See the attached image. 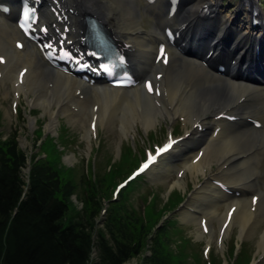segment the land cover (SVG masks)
I'll list each match as a JSON object with an SVG mask.
<instances>
[{"label":"bare ground","instance_id":"6f19581e","mask_svg":"<svg viewBox=\"0 0 264 264\" xmlns=\"http://www.w3.org/2000/svg\"><path fill=\"white\" fill-rule=\"evenodd\" d=\"M241 1L230 16L222 13L218 0H41L34 36L52 49L82 48L83 17L100 20L137 81L133 88L120 89L101 78L82 81L50 67L16 29L19 0H0L9 9L6 15L0 12L3 98L19 102L23 97L31 110L41 111L46 133L55 130L61 115L80 120L87 126V140L93 127L117 124L120 137H126L137 123L147 130L159 120L180 121L182 136L148 171L153 177L175 174L173 187L178 188L187 175L203 178L194 185L182 218L204 219L209 239L216 224L221 240L236 229L239 240L251 241L264 223V24L248 11L253 0ZM142 14L154 20L149 28L142 26ZM167 30L174 33L173 44ZM147 81L151 92L145 89ZM33 125L29 119L27 127ZM195 149L199 152L193 155ZM185 198L186 193L173 191L169 202ZM218 202L224 203L221 216ZM252 248L253 263L264 260V232L256 235Z\"/></svg>","mask_w":264,"mask_h":264},{"label":"rangeland","instance_id":"374dc122","mask_svg":"<svg viewBox=\"0 0 264 264\" xmlns=\"http://www.w3.org/2000/svg\"><path fill=\"white\" fill-rule=\"evenodd\" d=\"M136 1L141 4V0ZM218 2L222 13L232 16L242 1L218 0ZM252 7L256 8L264 24V0H253ZM142 17V26L149 28L148 22L151 24L154 20L148 14L146 16L142 14ZM244 18L245 14H241V20ZM0 90V141L5 142L15 138L20 150L29 158L33 156L42 160L45 158L44 154L47 155L51 151L47 149L44 152L43 144L48 143V140L51 141L57 150L54 157L58 158L55 162L58 165L55 167L62 181L70 182L74 186L73 196L69 199V209L62 220L63 225L66 226L73 220L81 222L85 218L83 211L85 191L92 187L96 192V200L106 209V212L96 219L93 236L96 235L94 232L104 230L103 226L109 210L113 208L114 213L119 210L118 207H111V202H118L121 198L125 211L133 212L137 218L143 220L148 230V237L157 235L156 226L161 225L160 228L164 230L161 235L163 239L161 245L170 264H245L247 261V264H254L252 257L255 250L252 247H254L256 235L264 232V223L258 228L251 241L239 240L236 229L225 240L220 241L216 224L213 226L214 236L211 239L206 235L198 239L199 234H204L200 226L202 219L200 217L196 220L182 218L184 205L194 185L204 181L201 177L197 181L187 175L182 188H178L173 187L178 180L175 174L153 177L148 171L130 182L113 198L112 192L115 186L137 167L147 152H152L155 147L165 142L170 129L173 128L174 138L182 136L180 121L159 120L147 130L137 123L126 137H120L117 124L112 129L98 127L97 131L92 130L93 133L87 140L84 132V129H87L85 123L82 127L80 120H68L61 115L58 117L55 130L52 133H46L44 129L46 117L41 111L31 110L23 97L19 102H14L11 96L4 100L2 95L4 90L3 88ZM29 119L34 123L32 129L27 127ZM198 152L199 150L195 149L191 153L196 155ZM66 157L74 161L71 164L66 163L64 160ZM211 170L212 175L215 167ZM24 173L27 174L26 170ZM173 191L186 193V198L172 206L168 203V199ZM217 207H219V210H216L218 216H221L224 212V203L218 202ZM106 237L108 238L107 235ZM150 240L147 242L143 255L126 264H139L142 257L149 256L151 254ZM91 261L92 263L97 261L96 252L92 254ZM255 264H264V260L256 261Z\"/></svg>","mask_w":264,"mask_h":264},{"label":"trees","instance_id":"16d2710c","mask_svg":"<svg viewBox=\"0 0 264 264\" xmlns=\"http://www.w3.org/2000/svg\"><path fill=\"white\" fill-rule=\"evenodd\" d=\"M44 160L31 156L28 181L23 169L27 154L15 138L0 141V264H125L141 257L148 230L143 220L126 212L119 198L111 207L104 230L93 231L101 204L95 189L85 191V218L63 225L74 186L63 182L55 166L58 158L51 141L43 144ZM151 239L149 256L139 264H170L163 253L164 230ZM108 236V238L106 237ZM98 261L90 260L92 251Z\"/></svg>","mask_w":264,"mask_h":264},{"label":"snow or ice","instance_id":"6c2138e0","mask_svg":"<svg viewBox=\"0 0 264 264\" xmlns=\"http://www.w3.org/2000/svg\"><path fill=\"white\" fill-rule=\"evenodd\" d=\"M33 14H34L33 10H31V9H29V8H27V7L25 6V8L23 9V12H22V19H23V21L27 22V20L29 19L30 15H33ZM23 26H24V25L21 24V27H23ZM161 53L163 54V49H161ZM0 62H2V59H0ZM22 75H23V74H22ZM146 87L148 88V90H149L150 92L153 90L152 85H151L150 83L147 84ZM170 147H171V144H169V145L167 146V148H170ZM167 148H165V149H161L160 151H166ZM144 167H147V165H145ZM141 171H143V169H141ZM254 202H255V201H254Z\"/></svg>","mask_w":264,"mask_h":264}]
</instances>
